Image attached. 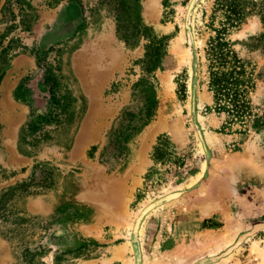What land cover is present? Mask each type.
<instances>
[{
    "label": "rangeland",
    "instance_id": "1",
    "mask_svg": "<svg viewBox=\"0 0 264 264\" xmlns=\"http://www.w3.org/2000/svg\"><path fill=\"white\" fill-rule=\"evenodd\" d=\"M26 1L28 30L0 0V264H264V0L238 27L230 0H140L166 37L151 73L99 0ZM218 41L250 115L215 103Z\"/></svg>",
    "mask_w": 264,
    "mask_h": 264
},
{
    "label": "trees",
    "instance_id": "2",
    "mask_svg": "<svg viewBox=\"0 0 264 264\" xmlns=\"http://www.w3.org/2000/svg\"><path fill=\"white\" fill-rule=\"evenodd\" d=\"M101 5L108 6L114 15L117 24L118 38L129 47H134L140 40L148 41L146 53L139 61L144 73L153 72L159 63L161 49L166 37L159 39L152 34V29L143 23L139 15L140 0H99ZM243 0H230L229 21L233 27H238L250 12L246 11ZM5 10L10 13L11 20L21 17L22 25L28 30L30 28L31 6L26 0H6ZM16 7L18 14L13 12ZM3 40V39H2ZM0 42V46H1ZM2 47L0 52V83L5 74L1 66L6 64V55L9 47ZM213 62L210 66L209 87L214 94L217 107L228 113L233 111L242 115H250L251 100L250 92L255 88L253 82L254 74L247 71L244 61L236 52L229 49L225 42H215L212 46ZM225 103V104H224ZM227 105V106H226ZM231 106V108H229ZM232 109V110H231ZM143 126L148 125L154 117V112L149 111L144 116ZM135 129V128H134ZM112 145V144H111ZM95 150V148L93 149Z\"/></svg>",
    "mask_w": 264,
    "mask_h": 264
},
{
    "label": "bare ground",
    "instance_id": "3",
    "mask_svg": "<svg viewBox=\"0 0 264 264\" xmlns=\"http://www.w3.org/2000/svg\"><path fill=\"white\" fill-rule=\"evenodd\" d=\"M154 3L155 2V0H151V3ZM156 3V2H155ZM113 43H114V40H113ZM107 48H110V49H112V43H109L108 45H107ZM171 83V82H170ZM212 204H214L213 203V201H212V199H205L204 201H203V203H202V205H203V215H208V214H210L211 213V210H212V208H213V206H212ZM216 205V204H215ZM218 205V204H217ZM219 207H221V205L219 206ZM218 208V207H217ZM215 209V208H214ZM222 211V210H221ZM216 212V211H215ZM218 212V211H217ZM201 213V212H200ZM201 213V214H202ZM227 228V227H226ZM225 234H227V233H225ZM225 234H222V235H225ZM221 234H220V237L222 236ZM218 237H219V235H217ZM198 241V240H197ZM216 243L215 244H217V243H219V242H221V240H216L215 241ZM195 246V245H194ZM201 248V247H200ZM252 248H253V251L256 253V256L258 257V260L261 262V261H263L264 260V249L263 248H261L259 245H258V243H256V242H254L253 244H252ZM189 250V249H188ZM213 250V249H212ZM196 251V250H195ZM186 253V252H185ZM213 254V253H212ZM211 254V255H212ZM187 255H188V253H187ZM194 255V254H193ZM257 259V258H256ZM187 260V259H186ZM185 262V261H184ZM263 263V262H262ZM260 264V263H259Z\"/></svg>",
    "mask_w": 264,
    "mask_h": 264
}]
</instances>
